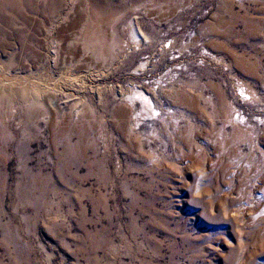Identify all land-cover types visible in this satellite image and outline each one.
Wrapping results in <instances>:
<instances>
[{
  "label": "rangeland",
  "instance_id": "obj_1",
  "mask_svg": "<svg viewBox=\"0 0 264 264\" xmlns=\"http://www.w3.org/2000/svg\"><path fill=\"white\" fill-rule=\"evenodd\" d=\"M0 41V264H264V0H0Z\"/></svg>",
  "mask_w": 264,
  "mask_h": 264
},
{
  "label": "bare ground",
  "instance_id": "obj_2",
  "mask_svg": "<svg viewBox=\"0 0 264 264\" xmlns=\"http://www.w3.org/2000/svg\"><path fill=\"white\" fill-rule=\"evenodd\" d=\"M17 2V1H16ZM16 4H18V3H16ZM12 6V5H11ZM15 7V6H14ZM20 7V6H19ZM6 9V8H5ZM97 9V8H96ZM105 11V10H104ZM96 12V11H95ZM97 13V12H96ZM105 13V12H104ZM96 15V14H95ZM97 16H98V14H97ZM103 16V15H102ZM104 18V17H103ZM16 19V18H15ZM102 19V18H101ZM106 19H108V18H106ZM95 20H96V17H95ZM109 20V19H108ZM112 20V19H111ZM99 21V20H98ZM105 23V22H104ZM18 25V24H17ZM2 26V25H1ZM2 28V27H1ZM84 28V27H83ZM21 29V28H20ZM15 30V29H14ZM96 30H97V28H96ZM32 31V30H31ZM114 31V30H113ZM18 32V31H17ZM94 35V34H93ZM101 35L102 34H100V32H99V30H98V33H97V37H100L101 38V40H99L101 43H99V44H101L102 46H103V49H106V50H111L114 46H116V45H109V42H108V44H107V41H104L103 40V38L101 37ZM113 35V34H112ZM96 37V38H97ZM27 38V37H26ZM1 43H2V41H0ZM6 42V41H5ZM118 42V41H117ZM89 43V42H88ZM114 43H115V41H114ZM113 44V43H112ZM117 44V43H116ZM6 45V44H5ZM89 47H92L94 50H96L97 51V49L96 48H98L99 46H98V44H93V43H89ZM100 45V46H101ZM1 46V45H0ZM96 47V48H95ZM117 48V47H116ZM113 49H115V48H113ZM31 51V50H30ZM103 51V50H102ZM101 51V52H102ZM105 51V50H104ZM113 51V50H112ZM99 53H100V50L98 51ZM97 52V53H98ZM98 53V54H99ZM108 54V53H107ZM6 55V54H5ZM11 55V54H10ZM101 55H102V53H101ZM100 55V56H101ZM113 59V58H112ZM25 82V81H24ZM19 88V87H18ZM29 89V88H28ZM21 90V89H20ZM29 92H28V90L26 89L25 90V88H24V90H21V91H19V94H21V96H23V95H25V94H28ZM31 93H33V91H31ZM18 94V93H17ZM30 94V93H29ZM36 96V95H35ZM3 100H4V94L2 95L1 94V92H0V104L3 102ZM5 102V101H4ZM149 102H150V99H148V98H146V104L148 105V107H151L150 105L151 104H149Z\"/></svg>",
  "mask_w": 264,
  "mask_h": 264
}]
</instances>
